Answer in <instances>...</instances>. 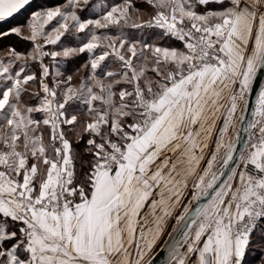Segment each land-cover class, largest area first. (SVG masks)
<instances>
[{
    "label": "snow or ice",
    "instance_id": "obj_1",
    "mask_svg": "<svg viewBox=\"0 0 264 264\" xmlns=\"http://www.w3.org/2000/svg\"><path fill=\"white\" fill-rule=\"evenodd\" d=\"M261 78L264 0H0V264H264Z\"/></svg>",
    "mask_w": 264,
    "mask_h": 264
},
{
    "label": "rangeland",
    "instance_id": "obj_2",
    "mask_svg": "<svg viewBox=\"0 0 264 264\" xmlns=\"http://www.w3.org/2000/svg\"><path fill=\"white\" fill-rule=\"evenodd\" d=\"M51 2H52V0H46V1L36 2L35 4H47V3H51ZM24 15H25V14H24ZM24 15L21 16L19 19H22V18L24 17Z\"/></svg>",
    "mask_w": 264,
    "mask_h": 264
},
{
    "label": "trees",
    "instance_id": "obj_3",
    "mask_svg": "<svg viewBox=\"0 0 264 264\" xmlns=\"http://www.w3.org/2000/svg\"><path fill=\"white\" fill-rule=\"evenodd\" d=\"M40 1H46V0H34V4L36 3V2H40ZM24 14H26V13H22L20 16H18L17 17V19H19L21 16H23ZM24 18V17H23ZM22 18V19H23Z\"/></svg>",
    "mask_w": 264,
    "mask_h": 264
},
{
    "label": "water",
    "instance_id": "obj_4",
    "mask_svg": "<svg viewBox=\"0 0 264 264\" xmlns=\"http://www.w3.org/2000/svg\"><path fill=\"white\" fill-rule=\"evenodd\" d=\"M261 79H264V78H261ZM255 87H259V81L257 82V84L255 85Z\"/></svg>",
    "mask_w": 264,
    "mask_h": 264
}]
</instances>
